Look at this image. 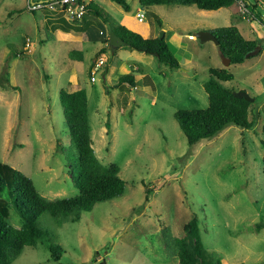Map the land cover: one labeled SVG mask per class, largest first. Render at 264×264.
Listing matches in <instances>:
<instances>
[{"label": "rangeland", "instance_id": "1", "mask_svg": "<svg viewBox=\"0 0 264 264\" xmlns=\"http://www.w3.org/2000/svg\"><path fill=\"white\" fill-rule=\"evenodd\" d=\"M85 1L144 37L163 32L180 67L127 45L111 52L74 30L58 33L53 26L67 19L59 10L32 11L28 0H0V161L31 177L47 199L76 195L70 172L75 147L59 91L84 88L96 156L117 164L126 182L121 196L95 203L77 221L70 219L73 212L38 217L64 249L58 261L38 242L25 246L12 264H177L165 238L184 237L193 217L205 247L221 264H264V227L256 228L264 224V26L251 21L240 1L232 9L205 10L128 0L130 11L111 0ZM85 18L93 30L101 22L90 13ZM230 25L247 39L258 38L262 51L225 66L214 41L190 36ZM78 51L81 59L73 56ZM99 58L104 64L96 66ZM209 67H227L234 79L224 85L252 96L248 117L259 116L250 129L230 124L189 145L174 113L207 107L203 84ZM124 74L134 76L135 86H114ZM9 220L22 225L15 209Z\"/></svg>", "mask_w": 264, "mask_h": 264}, {"label": "trees", "instance_id": "2", "mask_svg": "<svg viewBox=\"0 0 264 264\" xmlns=\"http://www.w3.org/2000/svg\"><path fill=\"white\" fill-rule=\"evenodd\" d=\"M111 1L122 6L126 11L130 10L127 0ZM238 1L243 3L248 14L252 16L253 23L259 22L264 26V15L260 7L264 0H138L143 7L180 4L195 5L205 10L229 7ZM89 13L92 17L101 19V22H97L99 29L95 27L93 30L90 22L86 21L85 17ZM157 22L161 25L158 18ZM106 24L111 31L124 39L130 48L155 55L159 62L170 68L180 67V62L172 53L164 36L147 38L124 25H118L108 13L93 2L86 3V12L82 21L63 19L62 25L57 24L53 28H60L66 32L71 30L84 32L87 40L103 41L108 47L109 32L105 28ZM211 32L218 41L221 55L230 59V65L243 63L262 51L258 38H245L235 25L218 27ZM257 46H260V49L250 54ZM101 51L104 52V49ZM73 56L81 59L79 51ZM233 79L234 75L227 67H209L208 78L203 84L208 98L207 107L179 109L174 113L189 145L213 137L230 124L241 129H250L253 126L259 114L255 112V118L249 119L252 101L235 96V90L223 83ZM122 84L135 86L134 76L120 75L114 86ZM59 100L75 147L76 160L72 163L70 172L78 193L71 197L47 199L37 190L31 177L0 161V264H12L25 246L34 247L38 242L45 243L50 251V258L58 261L64 249L52 240L49 230L37 222L38 217L42 213H48L53 218H59L73 212L74 215L70 219L77 221L81 212L91 210L95 203L119 197L125 192L126 182L118 174L119 166L115 163L107 165L101 163L92 146L86 90L80 88L68 91L61 88ZM262 133L263 138L260 142L263 148L264 173V124ZM148 193L149 189H146V195ZM12 209L19 213L22 220V225L18 228L9 220ZM263 227L264 224H258L256 228L260 230ZM184 229L186 232L184 237L165 238L169 253L178 258L177 264H221L220 260H216L205 247L196 217L191 218Z\"/></svg>", "mask_w": 264, "mask_h": 264}, {"label": "built area", "instance_id": "3", "mask_svg": "<svg viewBox=\"0 0 264 264\" xmlns=\"http://www.w3.org/2000/svg\"><path fill=\"white\" fill-rule=\"evenodd\" d=\"M28 8L32 11L47 8L63 12L68 20H80L86 12V2L84 0H28ZM138 20H143V13H137ZM104 64V60L99 58L96 66Z\"/></svg>", "mask_w": 264, "mask_h": 264}, {"label": "water", "instance_id": "4", "mask_svg": "<svg viewBox=\"0 0 264 264\" xmlns=\"http://www.w3.org/2000/svg\"><path fill=\"white\" fill-rule=\"evenodd\" d=\"M108 48L111 52H115L116 48L122 45H126L127 42L122 39L119 35L115 34L113 31H111L110 27L108 26ZM164 36L163 32L161 33L160 38ZM193 37H195L200 43H205L206 41L212 40L218 45V41L214 34L211 31H205V30H199L193 33ZM260 49V46L255 47L250 54L256 53ZM230 64V59L224 57V65L228 66ZM234 95L237 97H243L246 100L254 101V98L250 96L245 91H234Z\"/></svg>", "mask_w": 264, "mask_h": 264}, {"label": "crops", "instance_id": "5", "mask_svg": "<svg viewBox=\"0 0 264 264\" xmlns=\"http://www.w3.org/2000/svg\"><path fill=\"white\" fill-rule=\"evenodd\" d=\"M85 1V0H84ZM128 1V0H127ZM86 2V1H85ZM87 3V2H86ZM129 3V2H128ZM237 3V2H236ZM236 3H234L233 5H231V6H229L228 8H230V9H232V8H234V6H236L237 4ZM130 5V4H129ZM130 9H131V6H130ZM218 10V9H217ZM130 11V10H129ZM138 13V12H137ZM231 13H233V14H236L234 11H232ZM137 15V14H136ZM137 19H138V17H137ZM144 19V18H143ZM138 21H140V20H138ZM141 21H143V20H141ZM140 21V22H141ZM124 26H126V25H124ZM161 26V25H160ZM126 27H128L129 29H130V26H126ZM98 29H99V27H98ZM238 29L240 30V28L238 27ZM56 31H58V33L60 32V31H62V32H64V33H70L71 31H69V32H66V31H63L62 29H60V28H57V29H55ZM132 30V29H131ZM203 30V29H202ZM134 31V30H133ZM75 32H77V31H75ZM64 33H62V34H64ZM80 34H84L85 35V33L84 32H80ZM142 34V33H141ZM191 37H193V34L192 35H190ZM85 37H86V35H85ZM155 37V36H154ZM154 37H151V38H154ZM87 39V38H86ZM166 40V39H165ZM87 41H89V40H87ZM91 42V41H90ZM96 42H100L101 43V45H100V47L104 44V42L103 41H96ZM166 42H167V44H168V46H169V48H170V44H171V41H169V40H166ZM106 44V43H105ZM174 44V43H173ZM107 45V44H106ZM176 45V44H175ZM131 66L136 70V71H140L141 70V67H139V65H137V64H131ZM144 77V76H143ZM134 82H135V79H134Z\"/></svg>", "mask_w": 264, "mask_h": 264}]
</instances>
